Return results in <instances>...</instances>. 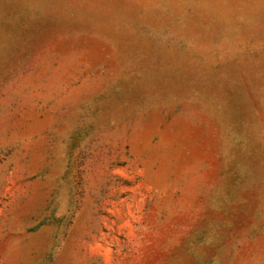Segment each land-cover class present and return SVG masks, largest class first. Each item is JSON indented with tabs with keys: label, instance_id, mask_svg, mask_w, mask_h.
<instances>
[{
	"label": "rangeland",
	"instance_id": "rangeland-1",
	"mask_svg": "<svg viewBox=\"0 0 264 264\" xmlns=\"http://www.w3.org/2000/svg\"><path fill=\"white\" fill-rule=\"evenodd\" d=\"M0 264H264V0H0Z\"/></svg>",
	"mask_w": 264,
	"mask_h": 264
}]
</instances>
